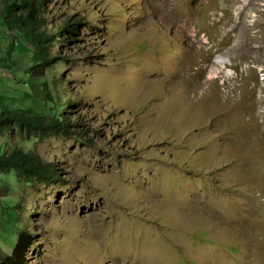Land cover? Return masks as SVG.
<instances>
[{
  "label": "rangeland",
  "instance_id": "obj_1",
  "mask_svg": "<svg viewBox=\"0 0 264 264\" xmlns=\"http://www.w3.org/2000/svg\"><path fill=\"white\" fill-rule=\"evenodd\" d=\"M44 12L47 33L81 20L78 39L56 37L68 60L43 66L0 20V106L48 119L62 104L74 134L0 135L1 151L37 152L62 175L0 172V264L23 230L27 264H264V0ZM13 39L24 45L8 54Z\"/></svg>",
  "mask_w": 264,
  "mask_h": 264
},
{
  "label": "trees",
  "instance_id": "obj_2",
  "mask_svg": "<svg viewBox=\"0 0 264 264\" xmlns=\"http://www.w3.org/2000/svg\"><path fill=\"white\" fill-rule=\"evenodd\" d=\"M4 2V10L0 15L4 30L10 28L11 34L13 32L17 34L16 32L20 31L23 42L30 43L34 53L33 58L38 60L40 65H54L60 61L68 60L63 51L52 54L51 50L56 37L60 39L64 47H68L72 42L76 43L79 29L83 27L81 20H67L59 24L53 32L47 33L41 28L47 18L44 15V6L48 0H4ZM14 39L8 54H13L19 46L22 48L24 45L18 41L14 45ZM62 81L65 82L64 79ZM52 104L54 108L51 105L52 108L49 110L45 107L41 111L42 114H52V117L48 119L34 112L18 108L12 109L8 105L0 106V135L14 129H19L26 135V138L74 134L72 130L74 123H71L65 114L59 115L53 110L62 108V104L55 106L53 101ZM3 171H13L19 179H25L27 182L56 183L62 179V175L53 161H45L39 153L18 147L4 151H1L0 148V172ZM32 245L33 236L23 230L14 244L12 254L1 264H27V252Z\"/></svg>",
  "mask_w": 264,
  "mask_h": 264
}]
</instances>
